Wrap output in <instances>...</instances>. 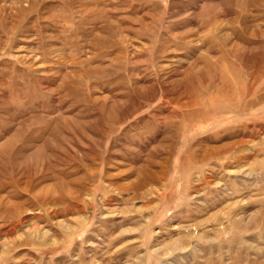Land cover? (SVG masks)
<instances>
[{
    "label": "rangeland",
    "instance_id": "1",
    "mask_svg": "<svg viewBox=\"0 0 264 264\" xmlns=\"http://www.w3.org/2000/svg\"><path fill=\"white\" fill-rule=\"evenodd\" d=\"M0 264H264V0H0Z\"/></svg>",
    "mask_w": 264,
    "mask_h": 264
}]
</instances>
